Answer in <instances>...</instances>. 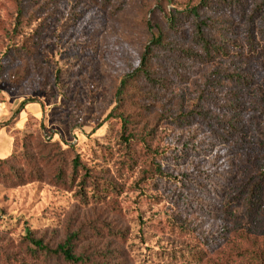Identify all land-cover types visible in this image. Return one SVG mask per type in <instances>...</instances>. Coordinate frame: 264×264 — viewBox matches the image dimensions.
<instances>
[{
	"label": "rangeland",
	"instance_id": "374dc122",
	"mask_svg": "<svg viewBox=\"0 0 264 264\" xmlns=\"http://www.w3.org/2000/svg\"><path fill=\"white\" fill-rule=\"evenodd\" d=\"M199 1L26 0L35 21L15 29L13 0H0V160L21 149L25 132L32 146L54 142L77 154L89 174L84 200L77 181L56 184L44 162L36 182H0V264H71L54 253L65 243L78 264H206L248 246L227 234L231 217L243 216L239 200L227 206L230 217L223 212L264 172V41L260 18L247 24L261 0L200 13L209 20L204 36L228 52L209 59L183 15ZM173 17L180 23L171 31ZM159 32L174 48L151 55L165 90L131 87L156 100L133 97L118 109L132 138L126 146L106 118L122 77ZM21 46L29 53L17 57ZM108 185L116 192L100 193ZM260 214L253 228L245 222L250 237L264 233Z\"/></svg>",
	"mask_w": 264,
	"mask_h": 264
},
{
	"label": "trees",
	"instance_id": "16d2710c",
	"mask_svg": "<svg viewBox=\"0 0 264 264\" xmlns=\"http://www.w3.org/2000/svg\"><path fill=\"white\" fill-rule=\"evenodd\" d=\"M25 1L26 0H13L16 13L14 24L15 29L20 26L23 27L25 25H31V23L35 21V19L32 20V14L27 16L25 15ZM242 3H244V0H200L197 6L190 8L183 14L185 19L190 20V26L193 29L192 44L201 49V57H205L206 59H209L211 56L222 57L227 56L228 52L222 46L217 45L215 42H211L204 36L205 29L208 28L207 22L209 20H203L200 13L202 11L232 10L235 7H240ZM253 17H259L261 20L257 31L263 35L262 38L264 41V0H261V3H258L257 6L250 10V16L247 21L248 25L249 21H251ZM179 23L178 18L176 19L173 17L169 24V30L173 31L177 28ZM18 49L19 50H17L15 54L17 57L29 53V51L25 50L23 46ZM158 49H161L162 51L174 49L169 43L165 42L164 35L160 32L155 38L151 39L146 46L145 52L139 59V66L135 69L127 71V73L122 77L114 93L116 106L115 109L107 116L106 121L111 120L112 123L119 124L122 132L121 138L126 146L132 138L124 137L127 133L126 126L128 125V122L126 121L124 114L118 111V109H121L124 104L129 102L133 97L142 102H154L156 100L155 95H143L141 94L143 92H132L131 87L137 82H142L154 91L165 90L166 85L162 84V81L155 78L156 72L152 68L151 55ZM178 53L187 58L195 56L194 53H191L187 49H178ZM141 96H143V98H141ZM21 138V149L17 150L18 152L12 151L7 158L0 160L1 183H5L9 187L14 188L36 182L41 179L42 171L40 169H42L43 166L41 165L44 162V166L49 169L50 173H52V178L55 180L56 184L66 185L68 183L69 185H73L75 181H77L76 194L81 200L85 199V197H83V188L86 185L85 180L89 178V174L85 172V168L81 165V160L77 154H74L73 157H69L68 149H61L60 146L54 142H39L37 144L34 143V146H32L33 137L25 132L21 133ZM17 142V139H14L12 144L13 147H16ZM22 163L24 166L20 168L19 165ZM129 164L130 160L127 159L122 162L121 166L129 168ZM157 175L162 176L160 171L157 172ZM255 178H257V181L255 183L252 181L250 187H248L249 181H246L248 184H242V189H239L235 194H233L234 196L232 195L228 197L226 207L223 212L225 217H230L229 207L227 206L230 205L231 202L236 201L235 199L239 200L238 205L243 208L241 211L243 216L240 218L237 215L231 217L232 224L227 228V234L228 236H231L232 239H236L237 235V238L248 244V246L242 247L241 244L239 246H233L228 251L233 250L232 252L234 253L226 254L220 252L218 254L220 258L207 260L206 264H264V233L261 232L262 229L255 230L261 238L250 237L248 233L244 232L245 222L247 223L246 225L248 228H253V221L250 220H254L258 215H261V212L264 211V172L259 173L258 177ZM97 188L98 184H95L93 194H95L94 190ZM100 189V193L103 194L116 192L112 187H110V185L102 188L100 187ZM101 197L102 194L97 193L91 199L99 201L101 200ZM237 224H240V226H236ZM29 241L38 250L46 251L48 249L47 247L42 246L40 241H34L32 239ZM233 241L234 240L231 242ZM227 244L229 243L224 240V245L226 246ZM54 253H59L65 261L71 264H78L81 262L80 258L75 257L72 254L68 243L59 245ZM234 259L236 262H233Z\"/></svg>",
	"mask_w": 264,
	"mask_h": 264
}]
</instances>
